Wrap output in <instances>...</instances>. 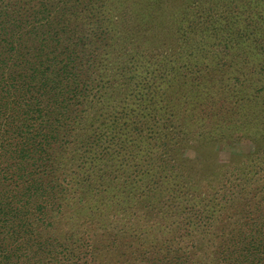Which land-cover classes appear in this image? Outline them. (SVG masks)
I'll return each mask as SVG.
<instances>
[{
	"label": "trees",
	"instance_id": "trees-1",
	"mask_svg": "<svg viewBox=\"0 0 264 264\" xmlns=\"http://www.w3.org/2000/svg\"><path fill=\"white\" fill-rule=\"evenodd\" d=\"M0 264H264V0H0Z\"/></svg>",
	"mask_w": 264,
	"mask_h": 264
},
{
	"label": "rangeland",
	"instance_id": "rangeland-1",
	"mask_svg": "<svg viewBox=\"0 0 264 264\" xmlns=\"http://www.w3.org/2000/svg\"><path fill=\"white\" fill-rule=\"evenodd\" d=\"M236 145H237V148L240 149V150L246 149V141H244V140L243 141L242 140L238 141V143ZM229 151L230 150L228 148L224 149V154H226V153L229 154L230 153Z\"/></svg>",
	"mask_w": 264,
	"mask_h": 264
}]
</instances>
